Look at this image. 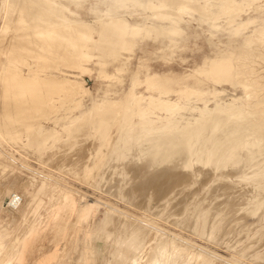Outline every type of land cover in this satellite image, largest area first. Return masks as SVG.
Here are the masks:
<instances>
[{
  "label": "bare ground",
  "instance_id": "6f19581e",
  "mask_svg": "<svg viewBox=\"0 0 264 264\" xmlns=\"http://www.w3.org/2000/svg\"><path fill=\"white\" fill-rule=\"evenodd\" d=\"M100 3L103 5L100 9L89 8L93 19L87 21L81 17L80 10L82 9L77 7L78 4H75L73 10L63 4L62 0H0V14L1 11L3 13L0 18V45H2L0 56L3 55L10 60L16 59L14 64L8 61L7 65L0 59L1 102L5 101V97L12 96L14 102L29 108L31 117L43 112L42 110H44L43 114L49 115V110L52 107L55 110L62 107L66 111L65 115L59 118L55 112L51 113V116L43 118L47 121L52 120L56 125V127H50L51 129H48L45 124L43 125L40 120L36 122H34L35 120H23L24 134H22V138L24 137L28 141L25 142L29 145L31 135H36L38 140L33 147L38 149L51 145V149H53L51 153L53 154L54 151V155L57 153V149L65 146V150L60 152L62 156L64 152V154L71 152L72 155L73 152L69 150L75 147L79 139L88 140L89 145L87 143V146L85 143L83 145L84 150L87 148V151L85 150L87 155H84L86 153L84 152V157L80 156L78 149L81 144L76 151L78 154L76 155L74 152L72 155L74 157L79 155L80 158L82 157V161L87 156L86 162L84 161L82 166L80 165L82 162H79L81 160L77 159L79 164L76 165V168L77 166L81 167L79 171L83 178L87 179L88 176H91L93 179L96 175L100 177L101 172L103 177L106 174L103 172L105 169L108 173L110 170H114L110 172L109 177L106 176L108 179L102 178L110 185L108 182L111 181L110 178L113 175L111 173H114L112 177H115L117 172L115 170L119 167L122 170L118 171L121 177L117 174L116 177L119 179L114 178L115 182H112V187L113 183L117 185V180L118 185H121L122 181L123 184L120 188L127 186V191L123 189L124 192H130V194L133 192L132 194L137 195L135 197L136 200L139 198V201L142 198L138 197L137 192L145 187L142 185L147 183L155 190L154 192L150 190L153 195L155 192L159 194L158 190L160 191L162 187H167L172 183L180 184L179 187L182 186L184 175L191 174L188 175L190 179H192L191 176H195L199 180L200 175L205 174L206 171L211 172L216 179L232 173L240 183L234 187L240 185L241 192L234 191L237 192L234 197H230L227 193L229 195L227 197L225 190L228 191L229 188L223 186L227 184L222 182L223 189L227 188L224 190L225 194L222 195H226L227 198L223 196L225 199H222L225 201H222V204L219 202L221 207L218 209L211 201L215 195L219 196V191L222 189L215 188L218 193L215 194L213 191V195L211 191L213 189L208 188L213 199L209 192L206 194L211 195L210 200L206 197L208 201L202 203V205L207 203L205 206H199V203L196 202V205L191 207L192 209L189 207L191 210L187 209L185 212L190 211V214H187L191 216L192 222L191 225H188L192 227L186 229L184 223L187 218L184 217L186 219L182 221L183 226L180 224L181 229L184 228L191 232L193 228L194 235L197 234L199 238L203 236L204 240H206L204 235H207L210 241L216 233L214 239L216 238L217 241L218 237L223 239L226 236L221 230H226L224 225L227 222L231 225L234 223V230L227 228L229 232L239 231V228H235L240 222L243 224H240L242 228L245 225L244 229H248L247 223H242L247 216L252 219L250 226H252L251 224L255 226L256 223L260 224V228H263L264 231V0H100ZM250 11L254 16L244 18L243 16ZM194 21L207 23L209 28L207 31L205 30L207 41L214 44L219 51L215 55L211 52L214 55L212 58L204 57L201 64L193 68L191 73L186 74L188 78L174 75L171 72L153 70L146 62L149 58H138V65L135 69L127 72L135 51L141 50L143 46H148L147 42L157 45L153 52H149L150 55H153L151 57H154L155 62L162 60L165 67H171L167 58L174 53L180 55L179 52L187 49V30ZM217 31H224L228 34L225 43L217 40L215 33ZM215 39L217 41L213 42ZM220 46L223 49H220ZM11 55L16 56L13 59ZM28 60H31L34 68L29 65ZM108 65L112 67L111 71H107ZM23 66H25V71L22 69ZM92 70H96L97 77L101 80L111 81L114 79L112 82L118 83L123 81L122 74L127 72L128 84L117 98L109 96L111 94L108 95L112 84H107V87L102 89L103 95L98 98L93 97L89 87L83 84V79H78L80 74L90 75ZM140 71H143V80L139 79ZM209 83L213 86L238 87L242 96L222 101L218 96L224 92V88L217 90L214 87L212 91L202 90L201 87L208 89ZM140 84L144 85L146 91L156 92L157 95L144 96L142 93H136L135 88ZM171 94L176 96V100L169 97ZM208 94L210 97H206ZM191 96L195 98L194 100L199 106H190L187 111L195 113V116L186 117L182 113L186 108L178 100L188 101ZM86 98L88 103H85ZM25 108L21 110L24 111ZM0 117L4 121V124L0 126V227L3 228L6 237L11 235V227L16 223L17 217L23 215V212L32 204L33 195L38 191L44 193L47 183L54 184L55 199L60 198L63 190H67L77 194L81 198L80 200L88 199L89 202L101 204L106 209L104 221L107 227L106 234L105 231L103 234L104 238H110L112 234H107V232L119 228V223L115 221L116 217L127 220V224H122L121 228V231H125L121 245L128 248V252L130 251L132 254L138 249L141 251L139 257L131 263L127 262L128 264H170L174 258L179 256L184 258L183 264H239L237 258L245 259V255H247L244 254L247 251L243 253L244 256L242 255L241 247L243 249L251 243L255 244L264 236L256 238L257 233L254 239L250 237L248 239L250 244L246 246L245 242L246 244L244 243L239 247L240 249L238 248L232 253L231 258L184 239L150 220L134 216L123 210L124 208L121 209L108 201L91 197L90 194L88 195L78 188L58 181L50 174L32 168L25 159H21V156H19L20 158L16 157L12 151L1 146L4 139H9L5 133L10 132L12 137L15 136L14 139H18V142L12 147L15 151L21 152V155L23 153L27 155V152L21 151L25 149L26 145L20 143L21 136L12 135L18 134L19 129L12 130L14 125L11 127L13 121H8V114L1 113ZM60 120L61 124L57 125V121ZM61 155H59L61 159L58 156L59 159L54 157L57 159L56 164L57 161L58 163L60 160L62 161ZM67 156L65 155V157ZM69 159L64 160L66 165L68 164L66 161ZM77 160L74 158L72 162ZM72 162L70 165L75 167L77 162L75 164ZM62 163L59 164L62 165ZM132 164H134L135 171L142 170L141 175L145 173L147 177H149L148 174L153 176L149 177L146 183L143 180L134 181L133 177L137 179L140 171L137 170L136 174H133V169H130V173L126 172L129 168L126 166H132ZM136 164H138V168H135ZM47 165L50 164L47 163ZM72 166L70 168L76 173L77 169H73ZM14 167L17 169L14 170ZM123 168L126 169L124 172ZM22 169H27L32 177L29 176L27 180L19 183V176L15 172L16 170L23 171ZM131 170H133L132 173ZM79 171L77 172L80 173ZM175 172L180 173L176 175ZM126 176H133L132 180L135 184L131 183L132 180L128 184L129 179L125 178ZM175 176L177 178L174 180ZM35 177L37 180H32ZM185 178L188 177L185 176ZM190 179L185 180L188 183L185 181L182 183L183 186L185 184V188H187V184L188 187L192 185L189 183ZM38 180L40 181L38 191H32L35 187L29 189L31 182L37 183ZM99 183L102 186V181ZM221 184H219L220 188H222ZM110 186L105 188L108 195H111L112 189H115L113 187L110 191ZM176 186H172L171 190H174L173 188ZM231 186L230 190H234L235 188L233 189ZM6 187L11 190V193L7 208L4 209V206L1 205V198ZM239 187L237 188L239 189ZM116 189L118 188L116 187ZM168 189L170 191V188ZM145 190H147L144 191L145 194L142 193L143 190L139 191L143 194V200H147L149 197L145 198L147 194L150 195L148 188ZM162 191H164L162 195H165V189ZM124 192H121L122 195ZM146 192L148 193L146 194ZM127 193H124V196ZM231 193L233 192L231 191ZM130 194L128 193L129 196ZM122 195L120 198H124ZM129 196L126 195L124 199ZM114 197L119 198L117 195ZM150 197V199L155 198V195ZM123 198L121 200L127 202V199L123 200ZM185 198L186 196L182 199ZM132 199L133 196L129 202L134 201L135 207V198ZM187 199L186 201H188ZM186 201L184 200V203ZM234 201L235 203L241 201V203L237 202L240 205L237 204V208L233 210L230 204L233 202L232 205L235 206ZM138 204L139 202H137ZM62 205L66 206V203L62 202ZM3 212H6L7 216L3 217ZM231 217L234 219H230ZM199 220H201V227L196 232L195 224ZM115 222L118 224L115 225ZM258 222H262V224ZM57 223L55 222V225ZM249 225L248 227H250ZM57 227L59 231L60 227ZM228 230H226L227 236L232 233H229ZM233 234L235 233L233 232ZM243 235L241 234V238ZM238 239L235 238L234 242L236 243ZM105 241H108V238ZM238 242L240 241L238 240ZM212 243L214 244L213 241ZM4 245L0 241V250L4 249ZM219 245L222 246L221 242ZM258 245L256 247L259 251L253 253L249 261L254 264H264V240ZM226 248H230V245ZM251 250L249 254L254 249Z\"/></svg>",
  "mask_w": 264,
  "mask_h": 264
},
{
  "label": "rangeland",
  "instance_id": "374dc122",
  "mask_svg": "<svg viewBox=\"0 0 264 264\" xmlns=\"http://www.w3.org/2000/svg\"><path fill=\"white\" fill-rule=\"evenodd\" d=\"M62 3L67 5V7H70L73 10H74L75 4H78L77 7H81V9H82V10H80L81 17L87 21L93 19V14L89 13L90 7H97L99 9L103 7V5L100 3V0H62ZM1 14L3 15L2 11H1ZM252 14H253V12L250 11V12H248L247 15H244L243 17L246 18L247 16H254ZM2 15L0 16V18H2ZM0 25H1V19H0ZM208 29L209 28L207 26V23H202L199 21L193 22L191 27L187 30L188 31L187 49L179 52L180 55H177L174 53V54H172V56H168V58H167L169 64L171 63L170 64L171 67H165L166 65L163 63L162 60H160L159 62H155L154 57H151L153 55H150L149 52H153V50L157 47V45L156 44L151 45L150 42H147L148 46H143L141 50L135 51V55L130 60L131 64L128 65L127 72L133 68L135 69V67L138 65V58H140V59L149 58V60L146 62L149 63V65L151 66V68L153 70H155L157 72H171L174 75L183 76L184 78H188L186 74L191 73V70L193 68H195L197 65L201 64V61L204 57L212 58L219 51V50H217V47L215 48L214 44L207 41V35L205 33V30L207 31ZM215 33L217 36V40H219L222 43H225L227 41V35L228 34H226L224 31H217ZM48 40L49 39L47 38V41ZM217 40L215 39V40H213V42H216ZM232 44H234V43H232ZM1 46L2 45H0V47ZM1 48H0V50H1ZM220 49H223V47L220 46ZM211 52L214 53V55ZM11 56L14 59L16 55H11ZM169 58H171V59H169ZM0 59L6 65H7V63L9 64V62L14 64V62L16 61V59L15 60L6 59L3 55L0 56ZM28 61L30 63L29 65L34 68V65L32 64L31 60H28ZM89 66L91 67L92 65L90 64ZM111 68L112 67L110 65H108L107 71H111ZM22 69L25 71V66H23ZM62 70H65V69H62ZM126 73L122 74L123 81L121 83H118L116 81L112 82L114 79H112L111 81L101 80L100 78L97 77L96 70H92V73L90 75L87 73H82L79 75L78 79L79 80L83 79V84L86 87H89L90 92H91V96L97 97V98L100 97L101 95H103L102 89L106 88L107 84H112L111 90L108 92V95L111 94L109 96H111L113 98H117L121 94L122 90H124V88L128 84V77L129 76ZM143 77H144L143 71H140L139 72V79L143 80ZM208 86H209L208 89L206 87H201V88L203 91H206V90L212 91V89L214 87L217 90L224 88V92L218 96V98L220 97L222 101H229L230 98L242 96V92L238 87H234V88L232 87L231 88V86H229V85H223V86L214 85L213 86L211 83H209ZM135 91H136V93H142L144 96H147L149 94H152L153 96L157 95L156 92L146 91L143 84H140L138 87H136ZM169 97L172 100H176L175 95L171 94ZM206 97H210V95L208 94V95H206ZM40 99L42 100V98H40ZM194 99L195 98L193 96H191L190 98H188L189 102L186 100H183V99L178 100L186 108V110H184L182 112L184 116H186V117L195 116V113L187 111V110H189L190 106H199L197 101ZM1 101L2 100L0 99V114L1 113L2 114L3 113L8 114V118H9L8 121H11V120L13 121L12 122L13 124H11V127L14 125L12 127V130L13 129L16 130L17 128L19 129L18 134H12V135H16V136L20 135L21 136L20 143L26 144L24 146L25 149H22L21 151L25 152V153L27 152V155H24V153H23V155H21L22 154L21 152H20L21 153L20 154L19 151H15L14 147H12L13 145L15 146V144L18 142V139L17 138L14 139L15 136L12 137L10 132L5 133L7 135V137L9 136V139L8 140L4 139L1 146L8 151H12L16 157L21 156V159H25L26 163H28L32 168H36V169L44 172L45 174H50L54 178L58 179V181H62L63 183H66V184H68L74 188H78L79 190L85 192L86 194H88V195L90 194L89 196H91V197L98 198V199H100L102 201H106V202L108 201V202L112 203V205L115 207H118L121 209L124 208L123 210L130 212L134 216H137V217L140 216V218L142 217L144 219L150 220L151 222L157 224L158 226H160L161 228H164L165 230H168L172 233L178 234L179 236H181L184 239H187V240H190V241L195 242L197 244L203 245V246L209 248L210 250H212L218 254H221L227 258H231L233 255L232 253L235 250H238V248L240 246H243V244L245 242L247 243V244L245 243L246 246L248 244H250V242L248 243V241H250V240H248L250 237H252L254 239V236L257 233H258L257 236H255L256 238L264 235L263 228H260L261 227L260 224L256 223L255 226H253L254 224H251L253 227L249 225L250 223H252L251 222L252 219L251 218L249 219V217L247 218V216H245L246 219L244 217L245 221L243 220V218H240V219L243 220L242 223H245V224L247 223L248 229H246V230L244 229L246 227L245 225H244V228H242L241 225H243V224H241V222H240L241 225L239 224V225H237L238 227L235 228V229L239 228V231L238 230L236 232L230 231L232 233L233 232L235 233L232 235V233H230L229 230H231V229L234 230V223H232V221L230 219H234V217H236V216L231 217L229 219V221L232 223L233 226L231 224H229L228 222L227 223L229 224V227H228L227 223H226L227 226L224 225L226 227V230H228L230 228L228 230L230 235L227 236V234H226L227 231L224 230L225 231L224 232L222 229L221 231L226 236L225 237L222 236L223 237V239H222L221 237H218L219 236L218 235L217 237L219 238V240L217 238V241H216V238L214 239V237H215L214 235L216 233L213 235L212 240L210 241V240H208L209 236H207V235H204V236H206V240H204L203 236H200L201 238L203 237V239L199 238V236L196 233H195L196 235H194L193 234V232H194L193 228L191 229V230H193L191 232H190V230H186L187 228L190 229L192 227V226L190 227L191 222H192V218L189 215L190 211L187 212L189 214H187L185 211H187V209L191 210L193 208V205H196V202L199 203L198 204L199 206H205V204H207V203H205L203 205H202V203L206 202V200L212 195L213 191H215V194L218 193L215 190V188H217V190L222 189L219 191V196H217L218 194L215 195L216 197L214 196V199L216 198L215 200L213 199L214 193H213L212 198H211V199H213L211 201L212 204L214 203V206L215 207L217 206L218 209H220V207H221L220 204H222V201H223L222 198H224V197L227 198L229 195H230V197H234L235 195H237L236 194L237 192H241V188L239 187L240 185L237 186V187H239V189L237 187H234L237 184H240V183H238L237 178L235 177L234 174L229 173V174H227V176L225 175V177L220 176V177H217V179H216V178H214V175H212L211 172L206 171L205 174L207 172L208 173L206 175L201 174L199 177L200 178L199 180H197L195 176H191L192 179H190L189 176L191 174L190 175L188 174L189 176L184 175V181L186 179L187 180L190 179L189 183L192 184L193 186L191 185L188 187V184H187L186 185L187 188H185V184L183 186L182 183H185L186 181L181 182L182 181L181 180V181H179V182H181V185H182L180 187L178 186L180 184H176V183L175 184L172 183L171 185L169 184V186L167 185V187L170 188V191H168L169 189L166 186H164L165 188L162 187L161 188L162 190L165 189V195H162L164 193V191H162L161 189H160V191L158 190L159 194L158 193L156 194V192H155L153 195H151L152 194L151 191L153 190L152 186L150 187L149 183H147L146 185L144 184L142 186H145V187L141 188L143 191L141 189L139 191L140 192L142 191V193L145 194L144 191H147L145 189L148 188V192H150L149 193L150 195H148L147 194L148 192H146L147 195L145 198H147V196H149L147 198V200H143V198H144V197H142L143 194H141L137 188H136L138 191L137 194L139 195L138 197L142 198L140 200L141 202L139 201L138 197H137L138 201L136 200L135 196H137V195L132 194L133 192L131 190H130L132 192L131 194H130V192H128L131 197L133 196V199L135 198L136 205H137V202H139V204L137 205V208H135L136 205L134 207V203H133L134 201L129 202V199L131 201V197L128 195L127 192H124V190H126L127 186L120 188V186L123 184L122 181L120 182L121 185L120 184L118 185V180L116 182L117 185L115 183H113V185H114L113 187H115V189H112L113 187L111 184H112V182H115L114 178L118 175L121 177V174H118V173H120L118 171H122L121 168H119V167L116 168L115 172L116 171L117 172L115 173V177H112V176H114V173H111V175L112 174L113 175L112 176L110 175L111 181L108 182L111 186L108 185L105 182V180H103L102 178H104L106 176L109 177L110 172H112L114 170H112V171L110 170V172L108 173V171L105 169L104 171L102 170L103 172H106V174L104 173L105 175H103V177H102L103 173L101 172L100 177L98 175H96L95 177L92 176V177H94L92 179L91 176H88V178L85 179V178H83L82 173L79 171V169L81 167L79 166L80 168H78V166H77V168H76V165H78L79 162H82L80 164L82 166L85 159L87 158V156H85V158H83L84 160L82 161V157H84V155H87V152H86L87 148L85 149L86 150L85 151L83 149V145H84V143L88 144L89 143L88 140L84 141V140L79 139V141L76 142L77 144H75V147L78 145L77 148L75 149V147H73L75 150L73 148L71 150H69V151H72L73 153L75 152V154H76V151L81 144L80 148L82 147L81 149H83V153H82V150H80V148H79L78 152H80L79 153L80 156H82L84 154V152H86V153L80 158L79 155L76 156L78 153L74 157V156H72L74 154L72 153V155H71L70 154L71 152H68V151L67 152L69 154L68 153L64 154L65 153L64 152L63 156H62L61 155L62 153L60 154V152L65 150V146H63V148H61V149H57V151H56L57 153L55 155H54V153H55L54 151H53V154L51 153V151L53 150V149H51V145H49L50 147L47 146L48 148L43 147V148H38V149L36 148L35 149V147H33V146H35L34 143L37 142L38 137H36V135H34V134H32L30 137L31 143L29 142L30 144H33V145H30V144L28 145L26 143L28 141L25 140L24 137L22 138V134H24V125L22 124L23 120H26V121H28V120L34 121L35 120L34 122L40 120L43 122L42 123L43 125L45 124V126H47L48 129H51L53 127H56V125L52 122V120L47 121V119L43 120V118H47V117L51 116V113H54V112L56 113L55 115L59 118V117L65 115L66 111L64 110V108L59 107L55 110L52 107V109L50 108V110L47 109L50 111L49 115L43 114L44 110H42L43 112L36 114L33 117H31V115H30L31 112L29 111V108H25V106H23L22 104H18L16 102H14V99L12 96L5 97L4 102H1ZM88 102L89 101L86 98L85 103H88ZM2 103H4V104H2ZM23 108H25L24 111L21 110ZM12 117H13V119H12ZM1 118L2 117H0V121H1L0 126L2 124H4L3 118L2 119ZM53 124H54V126H53ZM60 124H61V120L57 121V125H60ZM22 130H23V132H22ZM10 137H12L13 140H11L12 138H10ZM87 144H86V146H87ZM44 148H45V150H44ZM51 154L53 155L52 158L54 159L55 162L50 157ZM59 155H61V157L63 159L64 158L69 159L71 156V158L69 159V160H71V162L74 158L76 160L79 159L81 161H79V160H77L75 162L73 161L72 163H74V164L77 162L75 164V167H73L72 165H70L71 162H69V160H68V161H66V162H68V164H67L68 167H67V165L65 164V161H64L66 159H64V160L62 159V161L60 160L61 162L59 161V163L61 164L64 161L63 162L64 164L62 163V165H60L57 161V164L59 165L58 166L56 164V160H57L56 158H58V157L60 158ZM65 155L66 156L69 155V156H67L69 158L65 157ZM47 156H49V157H47ZM54 157H56V158H54ZM76 157H78V158H76ZM45 159H47V160L44 161ZM50 159H52V160H50ZM48 160H50L51 163H53V166H51V163H49L50 161H48ZM43 161H44V163H42ZM47 163L50 165H47ZM54 163L56 166L54 165ZM133 165L134 164H132V166L131 165H127V166L124 165V166H126V168L129 167L128 170L125 169L126 172L128 171V173H130L129 172L130 169L134 168ZM137 165L138 164L135 165V168L136 167L138 168ZM57 166H58V168H56ZM71 166L73 169L74 168H75V170L77 169L76 173H78L77 171H79L80 173H78V175H76V173H74L73 170L70 168ZM63 167L65 169H67V171L68 170L69 171L66 172V170ZM15 169H17V168L14 167V170ZM70 169L72 170L71 171L72 173L70 172ZM22 170L23 171H17V170H16V172L14 171L19 176L18 177L19 183L24 181V180H27V178L29 176L32 177L31 173H29V171L27 169H22ZM43 170H45V171H43ZM125 170L123 168V172ZM133 170H134V172H133ZM133 170H131V173L133 172V174L137 170L140 171L139 169H137L136 171H135V169H133ZM141 172H142V170L139 172L140 175H141ZM178 173H180V172H175L176 175ZM79 174H81V175L79 176ZM139 174L137 176V179H135L136 177H133V176H129V177L126 176L125 178L129 179L128 184L132 180V177H133L134 181L143 180L144 183H146V181L149 180V177L151 178V176H153V175L148 174L149 177H147L146 176L147 174L143 173L142 174L143 176L141 175V178H140ZM78 176H79V178H78ZM185 176H187L188 178H185ZM176 178H177V176H175L174 180ZM35 179L37 180L36 177L32 180L35 181ZM115 179H119V177H116ZM207 179H208V181H207ZM34 181L31 182L32 184H31V186H29V189H32V187H35L32 191L37 192L38 191L37 189H39L38 187H40V181L38 180L39 183L38 182L36 183ZM100 181H102L103 187L99 183ZM126 181H127V179H126ZM192 181L194 184L191 183ZM215 181H217V182H215ZM227 181H229V182H227ZM218 182H219V184H221L223 182L224 184L229 185V186L223 185V186L229 188V190H230V185H232L231 188H233V189L235 188V189L234 190L231 189L230 191L229 190L227 191V190H225L227 188L224 187L225 189H223V187H222L223 183L221 184L222 188H220V185L218 184ZM131 183L135 184V182H133V180L131 181ZM186 183H188V181ZM175 185L178 186V189L176 186L173 188L174 190H171V187L175 186ZM215 185H217V186L214 187ZM106 186L111 187V188L109 187L110 191H111V189L113 191L116 190L114 192L115 195L112 194L113 191L111 192V195L110 194L108 195V193L106 192L107 190H105ZM218 186H219V188H218ZM116 187L118 189H116ZM150 188H152V189H150ZM208 188L213 189V190H211L212 193L210 192V189L208 190ZM7 189H8L7 187L4 189V192H3L4 194H2V198H1V205H2V207L4 206L3 207L4 209L7 208V202H8L10 193H11V190L10 189L7 190ZM166 189L168 192L166 191ZM179 189H181V190H179ZM44 190H45L44 193H41V192L39 193V191H38L37 192V194L39 193L38 195L36 193H35V195H33L32 204L30 205V207L26 211L23 212V215H20L17 217L16 223L11 227V235L9 237L5 236V234L3 232V228L0 227V241H2L3 244H5L4 249L0 250V264H125V263L128 264L127 262L131 263V261H133L135 258L137 259L139 257V254L141 253V251L139 249L137 251H134L136 253L133 252V254H132V253H130V251L128 252V248H124L121 245V243L124 240L122 238H124V235H125V233H124L125 231H121V228H122V224L123 225L127 224V222H126L127 220L125 221V219L122 217H120V219L116 217L115 221L119 223V228H117V226H116L117 229L114 231L112 230L111 231L112 233L107 232V234L109 233L110 235L111 234L112 235L111 236L108 235V236H110V238L107 237L108 241H105L107 238L105 237L106 238L105 239L104 238L105 235L103 236V234H104V231L106 230V227H107L106 223L104 221L106 209L101 204L93 202V201L89 202L88 199L80 200L81 198H79L77 196V194L72 193V192L67 191V190H63V192L60 194V198L55 199L54 192L56 191V188L54 187V184H52V183H47V187L44 188ZM118 190H119V192H117ZM224 190L226 191V194L227 193L229 194V195L227 194V197H226V195L225 196L222 195V194H225ZM237 190H239V191H237ZM2 191H3V189H2ZM154 191L155 190H153V192ZM179 191H181V192H179ZM231 191L234 193V195H233V193H231ZM234 191H237V192L235 193ZM121 192L127 193L126 195L129 196L126 198L127 202L124 201L125 203L121 200L123 197L120 198L122 195ZM166 192H167V195H166ZM209 192L211 195L206 194ZM124 193L122 196H124ZM134 193H135V191H134ZM194 193H196V194H194ZM175 194H178V195H175ZM116 195L119 198L114 197ZM154 195H155L156 199L153 197H152V199H150L151 198L150 196H154ZM156 195H158V196H156ZM184 195L186 196V198L184 199L185 201L187 198H189V199H187L188 201H186L187 203L186 202L184 203V200L182 199L183 197H185ZM188 195H190V196H188ZM125 196H124V198H125ZM161 196H163L164 198ZM169 196H171V197H169ZM159 197H161V198H159ZM179 197H180V199H179ZM195 197H197V198L195 199ZM206 197H208V198L206 199ZM124 198H123V200H126ZM209 200H210V198H209ZM62 202L66 203V206H63ZM156 202H158L159 204L158 203L155 204ZM219 202H221V203L219 204ZM237 202L241 203V201H236V203L234 201L235 206L232 205L233 202H232V204H230L232 206L231 208H233V210L235 208H237V206H236L238 204ZM177 203H181V204H177ZM126 204H130V205H126ZM173 204H175V205H173ZM238 205H240V204H238ZM141 206L143 209L139 208ZM159 206L162 208H160ZM189 207L190 208L192 207V208L189 209ZM156 208H157V210H156ZM183 208H184V210H183ZM200 208H202V207H200ZM166 209H167V212H166ZM176 212H178V213H176ZM2 214L4 215L3 217L7 216L6 212H3ZM175 214H177V215H175ZM184 217L187 218V219L185 218L186 222L185 223L183 222L184 226L186 225V229H184L183 227H182L183 229H181L180 224H182ZM241 217H243V216H241ZM185 219H184V221H185ZM55 222L56 223L58 222V223L55 225ZM116 222H115V225L118 224ZM130 222L132 223V221H130ZM258 223L262 224V222H258ZM188 224H190V225H188ZM132 225L134 226V224H132ZM187 225H188V227H187ZM248 225L250 227H248ZM57 226L60 227L59 231H58ZM182 226H183V224H182ZM200 227H201V220L197 221V223L195 224V228H197L195 231L196 232L199 231ZM231 227H233V228H231ZM240 227H241V229H244V230H241ZM249 228H250V230H249ZM105 234H106V231H105ZM219 234H220V232H219ZM224 234H222V235H224ZM241 234L242 235L244 234L242 236V238H241ZM251 234H252V236H251ZM235 238H239L238 240L240 242H238V240L237 241L235 240L236 241V243H235L234 242ZM224 239H225V241H224ZM120 240H121V242H120ZM161 240H163V238ZM261 240L262 241L264 240V236L261 237L255 244L251 243L252 245L250 244V245H248V247H246V248L244 247L243 249L241 247L242 255L243 256H244V254H247V255H245L246 256L245 259L237 258L239 264H254L253 262L249 261V259L251 258L253 253L259 251V249L256 246H257V244L260 245L262 243ZM115 241H117V242H115ZM209 241L211 243L213 241L214 244L213 243L211 244ZM215 242H216V244H215ZM220 242H221L222 246L219 245ZM116 244H118V245H116ZM233 244H234V246H233ZM229 245H230V248L227 249L226 247ZM255 247L258 250H256ZM251 249H254V250L252 253L249 254V252L252 251ZM245 251H247L248 253ZM130 255H131V257H130ZM133 256H134V258H133ZM260 262H263V261H260ZM183 263H184V258H181L179 256L178 258H174V261L170 264H183Z\"/></svg>",
  "mask_w": 264,
  "mask_h": 264
},
{
  "label": "built area",
  "instance_id": "2783aa9c",
  "mask_svg": "<svg viewBox=\"0 0 264 264\" xmlns=\"http://www.w3.org/2000/svg\"><path fill=\"white\" fill-rule=\"evenodd\" d=\"M8 201H9V199H8ZM8 203V202H7Z\"/></svg>",
  "mask_w": 264,
  "mask_h": 264
}]
</instances>
